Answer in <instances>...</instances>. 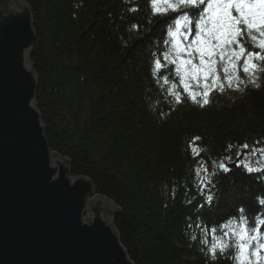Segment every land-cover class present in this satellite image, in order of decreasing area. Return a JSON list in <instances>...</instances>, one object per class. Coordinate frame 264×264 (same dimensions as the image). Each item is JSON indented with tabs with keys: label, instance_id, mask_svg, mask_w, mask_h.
Segmentation results:
<instances>
[{
	"label": "trees",
	"instance_id": "obj_1",
	"mask_svg": "<svg viewBox=\"0 0 264 264\" xmlns=\"http://www.w3.org/2000/svg\"><path fill=\"white\" fill-rule=\"evenodd\" d=\"M25 1L50 147L118 207L114 224L132 260L264 264V62L244 73V57L216 59L214 77L187 65L177 75L171 61L187 41L177 36L173 47L151 0ZM200 191L217 194L210 210L195 207Z\"/></svg>",
	"mask_w": 264,
	"mask_h": 264
},
{
	"label": "water",
	"instance_id": "obj_2",
	"mask_svg": "<svg viewBox=\"0 0 264 264\" xmlns=\"http://www.w3.org/2000/svg\"><path fill=\"white\" fill-rule=\"evenodd\" d=\"M34 25L25 0H0V264H136L114 224L118 207L50 147Z\"/></svg>",
	"mask_w": 264,
	"mask_h": 264
},
{
	"label": "snow or ice",
	"instance_id": "obj_3",
	"mask_svg": "<svg viewBox=\"0 0 264 264\" xmlns=\"http://www.w3.org/2000/svg\"><path fill=\"white\" fill-rule=\"evenodd\" d=\"M153 5V15L164 16L165 19L160 23L165 25V32L168 37L173 41V47L179 48L175 44L176 37L179 36L181 41H187L185 48L178 51L176 58L171 62L179 65L176 69V74H180L183 65L189 66V69L194 73H205V79L209 76H216V59L223 61L235 57L239 60L244 57L243 72L249 73V64L251 61L264 62V0H151ZM158 3L165 5L164 9L155 7ZM172 13V15H169ZM194 37L188 40V37ZM165 44L169 40L164 41ZM250 46L253 51H249L246 47ZM258 49V51H255ZM186 54L185 59H180L181 56ZM164 58L167 60L169 52H164ZM198 63H194L197 61ZM155 67H161L160 60H155ZM253 70L258 66L255 63L251 64ZM264 71V69H261ZM225 75L228 79V87H232L231 77ZM166 80V78H165ZM167 82V80H166ZM251 82L255 83V78H251ZM243 83V81H240ZM259 87V85H256ZM207 87V85H205ZM238 87V85H237ZM202 95L207 97L208 93ZM176 102H180V96H174ZM190 98L196 101V95L190 94ZM208 100L204 99V104ZM203 106V104L201 105ZM219 168L224 172L228 168L224 164H220ZM209 186L214 183L213 179L208 181ZM187 195V190L186 193ZM198 195L202 198V202L197 203L195 207L201 212L208 209L210 210L218 200L215 192L205 194L200 191ZM175 194H173V199ZM195 198L187 200L189 205H192ZM238 211L243 212L244 209L240 208ZM197 220L200 216H196ZM191 219V215H189ZM192 225L189 224L188 227ZM196 239L195 236L192 237ZM228 247L227 244L220 246L219 251L223 253ZM245 244H240V253L246 250ZM260 248H264V244H260ZM217 252L216 246L209 250V254L215 259ZM258 249L252 252L256 255ZM237 258H240L238 254ZM243 264V262H242ZM248 264H251L249 261Z\"/></svg>",
	"mask_w": 264,
	"mask_h": 264
},
{
	"label": "rangeland",
	"instance_id": "obj_4",
	"mask_svg": "<svg viewBox=\"0 0 264 264\" xmlns=\"http://www.w3.org/2000/svg\"><path fill=\"white\" fill-rule=\"evenodd\" d=\"M86 215H88V217H89V218H91V217H92V214H91V213H89L88 211L86 212V214H85V217H86ZM85 217H84V218H85Z\"/></svg>",
	"mask_w": 264,
	"mask_h": 264
}]
</instances>
